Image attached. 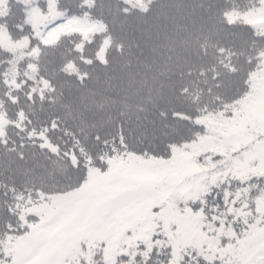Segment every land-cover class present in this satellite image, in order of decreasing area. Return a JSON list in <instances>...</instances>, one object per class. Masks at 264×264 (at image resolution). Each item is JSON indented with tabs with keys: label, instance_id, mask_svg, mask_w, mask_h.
<instances>
[{
	"label": "trees",
	"instance_id": "obj_1",
	"mask_svg": "<svg viewBox=\"0 0 264 264\" xmlns=\"http://www.w3.org/2000/svg\"><path fill=\"white\" fill-rule=\"evenodd\" d=\"M52 2L57 14L40 22L28 13L47 16L49 0H0V245L16 192L66 191L85 162L115 149L206 153L222 141L209 125L226 126L227 103L256 97L264 78V35L251 28L264 20L260 0ZM38 129L55 151L27 135ZM209 217L193 216L189 245L221 264L237 224ZM247 262L262 264L264 245Z\"/></svg>",
	"mask_w": 264,
	"mask_h": 264
},
{
	"label": "snow or ice",
	"instance_id": "obj_2",
	"mask_svg": "<svg viewBox=\"0 0 264 264\" xmlns=\"http://www.w3.org/2000/svg\"><path fill=\"white\" fill-rule=\"evenodd\" d=\"M48 15L38 8L28 13L30 21L46 22L56 15L49 0ZM242 157L221 160L222 172L212 176L171 175L140 160L109 171L45 226L31 246L28 264H188L201 259L206 264L210 250L183 243L173 220L199 213L233 215V207L253 193L264 194V185L252 184L237 174ZM231 175V179H228ZM223 177V208L208 205L207 197L219 189ZM238 187L233 189V181ZM219 196L220 193L217 192ZM218 223V222H217ZM252 242H247L251 249ZM191 249V250H189ZM192 252L197 256L193 257ZM167 257V260L161 259ZM264 264V262H262Z\"/></svg>",
	"mask_w": 264,
	"mask_h": 264
},
{
	"label": "rangeland",
	"instance_id": "obj_3",
	"mask_svg": "<svg viewBox=\"0 0 264 264\" xmlns=\"http://www.w3.org/2000/svg\"><path fill=\"white\" fill-rule=\"evenodd\" d=\"M264 3V0H260ZM252 31L256 34L264 35V20H259L252 25ZM261 57V55H260ZM264 61V53L260 63ZM13 83L14 80H9ZM250 87L257 96L249 101L239 100L238 102H228L227 108H233L230 122L226 126L209 125L216 128L221 133V143L206 153H196L188 160L182 156H161L151 153H138L129 149H115L96 162H85L83 171L73 177L76 186L61 192H16L9 200V211L13 216L10 223L9 232L1 242L0 264H28L34 256L31 252L32 242L39 236L45 226H50L54 219L58 218L62 209L71 205L101 176L109 171L121 168L130 163H137L140 160L153 162V166L171 175L194 174L212 176L223 171L221 160L242 157L238 164L237 174L247 179L251 174L252 184L264 185V78ZM256 86V87H255ZM219 90V89H218ZM250 95V94H249ZM23 117L22 112L18 113V118ZM5 117L0 113V122ZM29 137L45 149L55 151L57 145L49 139L45 129L29 130ZM69 163L77 164L79 159L71 151L66 152ZM83 165V164H82ZM11 166H9L10 168ZM71 178H69L70 180ZM228 179H231L229 175ZM49 184V182H43ZM221 187L213 189L212 194L207 197L208 205H218L223 208V177H221ZM238 182L233 181V189L238 187ZM217 192L220 195H217ZM8 201V202H9ZM7 202V204H8ZM229 212L233 215L215 214V219L223 218L232 220L237 224L238 239L231 245L224 247L225 259L221 264H248L251 253L264 245V240L260 239L264 231V194L253 193L251 198H247V206L244 201L238 202L234 207L229 205ZM210 217L213 212L208 211ZM199 214V212L197 213ZM193 216H181L173 220V228L179 230L183 235V243H190V237L194 234L192 229ZM252 242L251 249L247 248V242ZM195 262V259L192 260Z\"/></svg>",
	"mask_w": 264,
	"mask_h": 264
}]
</instances>
